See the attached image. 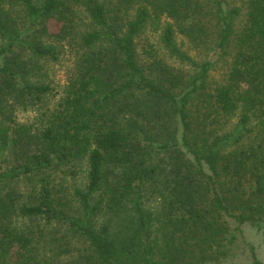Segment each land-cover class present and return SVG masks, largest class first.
I'll return each instance as SVG.
<instances>
[{
	"label": "trees",
	"instance_id": "obj_1",
	"mask_svg": "<svg viewBox=\"0 0 264 264\" xmlns=\"http://www.w3.org/2000/svg\"><path fill=\"white\" fill-rule=\"evenodd\" d=\"M241 2L0 0V264H221L264 227V0ZM150 21L181 59L176 31L212 33L224 76L140 61Z\"/></svg>",
	"mask_w": 264,
	"mask_h": 264
},
{
	"label": "rangeland",
	"instance_id": "obj_2",
	"mask_svg": "<svg viewBox=\"0 0 264 264\" xmlns=\"http://www.w3.org/2000/svg\"><path fill=\"white\" fill-rule=\"evenodd\" d=\"M116 2L117 0H108V2ZM237 5H242L241 0H230ZM245 13V9L242 10ZM134 12V9H132ZM131 13L132 17L133 13ZM242 16L236 19V24ZM164 22L156 25L153 22H148L146 26L138 33L135 38L136 52L140 61L150 62L152 60L149 52L162 57L169 65L183 71L187 78L196 70L197 65L209 58L212 59L215 68L210 72L209 80H219L224 76L231 55H220L214 47L213 34L208 33L207 37H203V41L198 42L190 39L188 36L176 31L174 42L177 47L185 54L186 58L181 59L171 55L161 42V33ZM237 26V25H236ZM210 36V38H209ZM212 38V39H211ZM229 53H232L230 50ZM72 66L71 55L67 54L59 61L55 62L52 69L53 88L57 94L66 83L69 70ZM21 116H23L21 114ZM25 182H20L19 185L23 189ZM155 201V200H153ZM254 249L257 258L264 264V227L248 222L243 225L242 232L238 234L237 240L230 246L228 256L224 257L221 264H252V253Z\"/></svg>",
	"mask_w": 264,
	"mask_h": 264
}]
</instances>
